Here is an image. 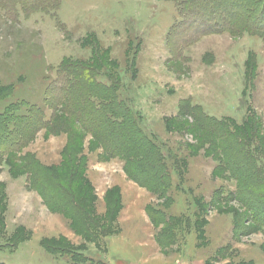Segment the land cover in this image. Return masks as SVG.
<instances>
[{"label":"rangeland","instance_id":"obj_1","mask_svg":"<svg viewBox=\"0 0 264 264\" xmlns=\"http://www.w3.org/2000/svg\"><path fill=\"white\" fill-rule=\"evenodd\" d=\"M176 22L172 0H62L55 12L27 18L20 12L17 20L0 9V112L27 103L50 117L45 96L58 68L86 64L102 73L104 84L117 83L141 127L167 153L171 174L170 191L159 200L128 178L122 161H103L100 146L80 128L72 136L38 131L21 156L59 164L64 148L76 143L87 160L95 214L109 221L110 198L121 205L109 235L88 242L45 207L29 175L13 174L4 163L1 264H74L64 252L80 245L85 264H264V228L257 230L249 210L232 198L238 183L224 168L223 151L187 113L197 105L241 125L251 111L256 127L248 143L264 164V39L226 32L184 48L169 38ZM164 204L167 229L147 213ZM50 243L54 253L46 249Z\"/></svg>","mask_w":264,"mask_h":264},{"label":"trees","instance_id":"obj_2","mask_svg":"<svg viewBox=\"0 0 264 264\" xmlns=\"http://www.w3.org/2000/svg\"><path fill=\"white\" fill-rule=\"evenodd\" d=\"M61 1L0 0V9L12 20H17L20 12L26 18L55 12ZM172 1L177 4L180 22L174 24L169 38L182 42L184 48L203 36L226 32L233 36L250 34L264 39V0ZM102 77L94 67L64 62L46 91L45 105L52 111L50 117L45 109L27 103H13L0 112V165L8 164L12 173L18 176L20 173L29 175V186L38 192L45 207L67 219L75 234L88 242H95L97 235H109L120 201L116 197L115 201L110 198L113 205H110L112 218L109 221L95 214L93 189L85 175L87 160L76 143L64 148L59 164L45 165L33 155L21 156L38 131L44 129L53 135L67 133L72 136V131L78 127L100 146L103 161H122L128 178L159 200L171 188L167 153L141 127L135 111L121 98L117 83L111 80L112 85L104 84L100 81ZM0 99L3 98L0 96ZM187 113L193 117L195 125L209 135L214 147L223 151L224 168L238 183L232 198L249 210L255 228L263 229L264 164L258 147L251 148L248 143L250 128H254V124L256 127L251 111L241 125L227 118L209 116L197 105L188 106ZM166 206L164 204L162 209L152 205L147 207L153 224L164 229L168 227V218L163 211ZM158 241L160 246L166 245L162 238ZM50 244L46 249L54 253L52 248L55 246ZM83 248L80 245L78 251L70 249L64 254L69 255L74 264H85L90 260L83 255L86 249Z\"/></svg>","mask_w":264,"mask_h":264}]
</instances>
